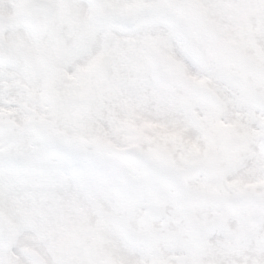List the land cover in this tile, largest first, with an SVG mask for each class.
Listing matches in <instances>:
<instances>
[{
	"label": "snow or ice",
	"instance_id": "obj_1",
	"mask_svg": "<svg viewBox=\"0 0 264 264\" xmlns=\"http://www.w3.org/2000/svg\"><path fill=\"white\" fill-rule=\"evenodd\" d=\"M0 264H264V0H0Z\"/></svg>",
	"mask_w": 264,
	"mask_h": 264
}]
</instances>
